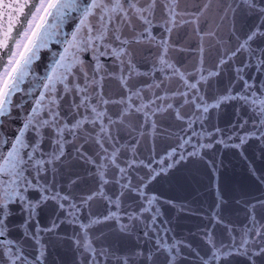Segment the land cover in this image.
<instances>
[{"label": "snow or ice", "instance_id": "1", "mask_svg": "<svg viewBox=\"0 0 264 264\" xmlns=\"http://www.w3.org/2000/svg\"><path fill=\"white\" fill-rule=\"evenodd\" d=\"M0 264H264V0H0Z\"/></svg>", "mask_w": 264, "mask_h": 264}]
</instances>
